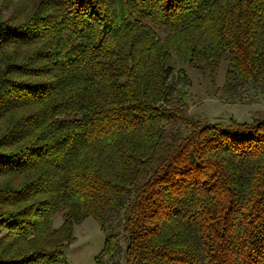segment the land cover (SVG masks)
I'll return each mask as SVG.
<instances>
[{
    "label": "trees",
    "instance_id": "trees-1",
    "mask_svg": "<svg viewBox=\"0 0 264 264\" xmlns=\"http://www.w3.org/2000/svg\"><path fill=\"white\" fill-rule=\"evenodd\" d=\"M174 59L264 87V0H0V264L88 217L94 264H264V116L190 114Z\"/></svg>",
    "mask_w": 264,
    "mask_h": 264
},
{
    "label": "rangeland",
    "instance_id": "rangeland-1",
    "mask_svg": "<svg viewBox=\"0 0 264 264\" xmlns=\"http://www.w3.org/2000/svg\"><path fill=\"white\" fill-rule=\"evenodd\" d=\"M174 75H184L190 82L186 85L187 106L190 114L209 121L251 122L253 118L264 116V87L239 89L236 95L223 93L221 86L224 81L225 63L222 62L216 77L199 71L190 65H185L174 59ZM62 222L60 213L53 221V227ZM106 229V230H105ZM115 223L105 226L104 230L91 217L75 225L73 241L64 249L68 264H94V257L104 244L105 233L117 231ZM7 231L0 226V249H7L10 240L5 236Z\"/></svg>",
    "mask_w": 264,
    "mask_h": 264
}]
</instances>
